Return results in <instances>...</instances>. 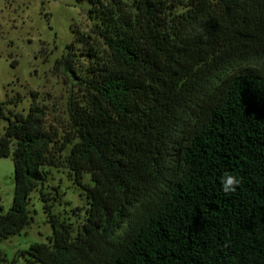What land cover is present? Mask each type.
I'll use <instances>...</instances> for the list:
<instances>
[{
    "label": "trees",
    "instance_id": "1",
    "mask_svg": "<svg viewBox=\"0 0 264 264\" xmlns=\"http://www.w3.org/2000/svg\"><path fill=\"white\" fill-rule=\"evenodd\" d=\"M77 1L94 22L85 63L72 43L57 60L79 91L69 127L36 92L25 113L0 106L14 168L0 241L30 225L36 191L52 232L27 264H264V0ZM67 147L86 207L59 220L46 186Z\"/></svg>",
    "mask_w": 264,
    "mask_h": 264
},
{
    "label": "rangeland",
    "instance_id": "2",
    "mask_svg": "<svg viewBox=\"0 0 264 264\" xmlns=\"http://www.w3.org/2000/svg\"><path fill=\"white\" fill-rule=\"evenodd\" d=\"M87 9L86 2L77 0H0V106L3 112H27L33 100L32 91L46 112L47 124L56 126L60 132L69 127L68 98L79 91L57 60L72 43L77 61L85 63L80 55L83 49L76 40L93 35L94 21ZM88 41L90 46L100 47L97 38ZM17 96L20 100L6 103L8 98ZM5 125L6 121L0 117V133ZM68 152L69 147L58 158V167L50 169L46 186L54 197L52 208L59 220L66 216L73 220L74 214H83L86 207L85 198L65 162ZM13 194L12 156L0 157V212L9 209ZM28 208L32 217L30 225L0 241V251L7 259L0 260V264H27L23 251L35 242L46 241L51 234V225L36 191L30 194Z\"/></svg>",
    "mask_w": 264,
    "mask_h": 264
},
{
    "label": "clouds",
    "instance_id": "3",
    "mask_svg": "<svg viewBox=\"0 0 264 264\" xmlns=\"http://www.w3.org/2000/svg\"><path fill=\"white\" fill-rule=\"evenodd\" d=\"M239 183L238 177L232 173L224 174L220 178V188L225 194L235 192Z\"/></svg>",
    "mask_w": 264,
    "mask_h": 264
}]
</instances>
